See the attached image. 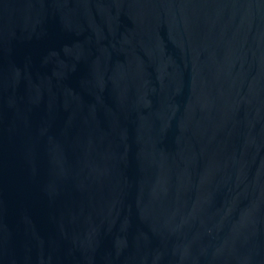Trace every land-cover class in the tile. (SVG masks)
Segmentation results:
<instances>
[{
  "label": "water",
  "instance_id": "1",
  "mask_svg": "<svg viewBox=\"0 0 264 264\" xmlns=\"http://www.w3.org/2000/svg\"><path fill=\"white\" fill-rule=\"evenodd\" d=\"M0 264H264V0H0Z\"/></svg>",
  "mask_w": 264,
  "mask_h": 264
}]
</instances>
